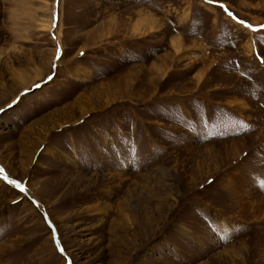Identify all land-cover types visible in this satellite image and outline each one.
I'll use <instances>...</instances> for the list:
<instances>
[{"label": "rangeland", "instance_id": "1", "mask_svg": "<svg viewBox=\"0 0 264 264\" xmlns=\"http://www.w3.org/2000/svg\"><path fill=\"white\" fill-rule=\"evenodd\" d=\"M262 61L264 0H0V264H264Z\"/></svg>", "mask_w": 264, "mask_h": 264}, {"label": "snow or ice", "instance_id": "2", "mask_svg": "<svg viewBox=\"0 0 264 264\" xmlns=\"http://www.w3.org/2000/svg\"><path fill=\"white\" fill-rule=\"evenodd\" d=\"M221 7H224V6L221 5ZM53 26L55 27V24H54ZM249 27H250V26H249ZM253 30L255 31V29H253ZM57 59H59V54H58V56H57ZM262 62H264V61H262ZM49 79H51V77H49ZM37 87H39V85H38ZM242 126L245 127L246 129L250 127V126H248V125H246V124H244V125H242ZM0 171H2V169H0ZM17 186L19 187V185H17ZM21 191H24V189L21 188ZM60 251L63 252V249L61 248Z\"/></svg>", "mask_w": 264, "mask_h": 264}]
</instances>
